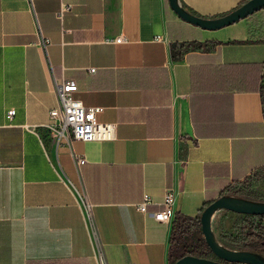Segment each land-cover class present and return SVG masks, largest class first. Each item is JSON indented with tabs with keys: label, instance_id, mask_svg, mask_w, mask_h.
<instances>
[{
	"label": "crops",
	"instance_id": "crops-1",
	"mask_svg": "<svg viewBox=\"0 0 264 264\" xmlns=\"http://www.w3.org/2000/svg\"><path fill=\"white\" fill-rule=\"evenodd\" d=\"M179 1L217 17L246 0ZM59 77L113 138L55 141ZM263 89L264 7L207 29L169 0H0V264H96L82 198L108 264H171L166 189L195 227L230 187L264 188Z\"/></svg>",
	"mask_w": 264,
	"mask_h": 264
},
{
	"label": "built area",
	"instance_id": "built-area-1",
	"mask_svg": "<svg viewBox=\"0 0 264 264\" xmlns=\"http://www.w3.org/2000/svg\"><path fill=\"white\" fill-rule=\"evenodd\" d=\"M69 3H64L59 10V16L62 17L63 11L70 8ZM156 39H163L161 35H156ZM126 38L123 35L106 36V42H122ZM48 40L42 38V43ZM94 67H90V71H94ZM54 90L57 98V105L49 111L50 122L47 126L55 132V141L58 142L60 137L77 140H94V139H110L115 136L114 124L103 123L97 120V112L102 110L100 105L83 104L82 100L75 95L78 90V83L71 77H59L54 79ZM15 113V108H10L6 112V117L11 119ZM77 163L84 160V157L75 156ZM1 162V161H0ZM86 218L90 226V231L94 243V255L96 264H108L103 243L99 237L97 227L92 214V204L85 198H82ZM176 194L172 188L166 189L164 197L160 203L158 210L154 211L153 217L162 222H169L175 214ZM151 197L148 193H143L142 200L137 203V208L146 212Z\"/></svg>",
	"mask_w": 264,
	"mask_h": 264
},
{
	"label": "water",
	"instance_id": "water-1",
	"mask_svg": "<svg viewBox=\"0 0 264 264\" xmlns=\"http://www.w3.org/2000/svg\"><path fill=\"white\" fill-rule=\"evenodd\" d=\"M169 4L182 19L202 28L217 29L264 7V0H246L233 10L217 17H205L192 13L182 6L179 0H169ZM219 209H228L244 214H260L264 213V201H256L231 194H222L210 201L200 214V223L205 241L214 257L185 254L173 264H264V257L260 254L249 250L229 248L218 240L213 230L212 217Z\"/></svg>",
	"mask_w": 264,
	"mask_h": 264
},
{
	"label": "trees",
	"instance_id": "trees-1",
	"mask_svg": "<svg viewBox=\"0 0 264 264\" xmlns=\"http://www.w3.org/2000/svg\"><path fill=\"white\" fill-rule=\"evenodd\" d=\"M181 54L180 52L178 56H181ZM182 149L183 145L180 148L181 152ZM251 184L254 185L255 183L246 179L241 185L230 187L229 189L226 187V192H228L227 194L256 201H264L263 199L257 198L255 192L250 187ZM240 216V219L233 225L234 228L231 233L218 237V240L229 248L249 250L264 257V213H241ZM192 220L194 218L190 216L174 215L170 237L171 264L185 254L214 257L202 233L200 218L195 219L197 225L195 227ZM187 232H191L194 236L190 241L186 239L185 234ZM176 243L178 244L177 246H175Z\"/></svg>",
	"mask_w": 264,
	"mask_h": 264
},
{
	"label": "rangeland",
	"instance_id": "rangeland-1",
	"mask_svg": "<svg viewBox=\"0 0 264 264\" xmlns=\"http://www.w3.org/2000/svg\"><path fill=\"white\" fill-rule=\"evenodd\" d=\"M250 187L255 192L257 198L264 200V188H262L260 184H251ZM240 214L241 213H237L228 209L217 210L212 217V226L216 236L222 237L228 233H231L232 229L234 228L233 225L241 217ZM185 236L188 241L194 238L191 232H187ZM177 243L175 246L178 245ZM190 247H192V245H190Z\"/></svg>",
	"mask_w": 264,
	"mask_h": 264
}]
</instances>
